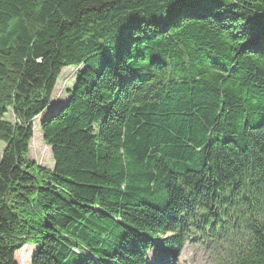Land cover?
Here are the masks:
<instances>
[{
    "label": "trees",
    "instance_id": "trees-1",
    "mask_svg": "<svg viewBox=\"0 0 264 264\" xmlns=\"http://www.w3.org/2000/svg\"><path fill=\"white\" fill-rule=\"evenodd\" d=\"M0 143V264H264V0H0Z\"/></svg>",
    "mask_w": 264,
    "mask_h": 264
},
{
    "label": "rangeland",
    "instance_id": "rangeland-1",
    "mask_svg": "<svg viewBox=\"0 0 264 264\" xmlns=\"http://www.w3.org/2000/svg\"><path fill=\"white\" fill-rule=\"evenodd\" d=\"M79 67H68L64 69L59 77L56 85V89L53 93V98L50 107L42 115L34 119L33 130L34 136L30 145L29 158L35 160L39 165L46 168H53L54 160L52 157V151L43 140V134L41 130V121L44 114H47L55 106L65 102L68 98V90L71 89L76 80V73ZM6 118L12 122L15 121V117L12 112H9ZM5 144L0 143V157L4 150ZM197 246V247H196ZM186 244L184 249L180 252L179 260L177 264H211V260L206 252L203 251L198 245ZM34 251V245H25L21 250L16 253V259L19 264H30L31 257Z\"/></svg>",
    "mask_w": 264,
    "mask_h": 264
}]
</instances>
